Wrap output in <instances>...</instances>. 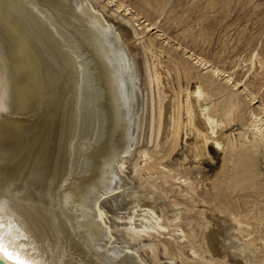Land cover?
<instances>
[{
	"label": "bare ground",
	"instance_id": "bare-ground-1",
	"mask_svg": "<svg viewBox=\"0 0 264 264\" xmlns=\"http://www.w3.org/2000/svg\"><path fill=\"white\" fill-rule=\"evenodd\" d=\"M108 7L0 0L8 251L35 264H264V188L237 164L264 149V115L224 71L165 64L164 46ZM207 149L222 153L210 177L193 170Z\"/></svg>",
	"mask_w": 264,
	"mask_h": 264
},
{
	"label": "rangeland",
	"instance_id": "rangeland-1",
	"mask_svg": "<svg viewBox=\"0 0 264 264\" xmlns=\"http://www.w3.org/2000/svg\"><path fill=\"white\" fill-rule=\"evenodd\" d=\"M103 1L107 7L111 6L108 8L133 21L138 30L149 31L148 33L164 46L165 51L161 53V60L165 64L171 61L178 62L192 68L194 72L209 73L213 69L224 71L226 76L222 77L221 81L226 80V77L229 78L228 84L240 91L239 94L247 110L249 107L256 113H261V116L264 115V0ZM137 42H131V46L133 45V49L138 47L136 52L140 57L141 40L140 43ZM147 54L148 60L150 58L155 60L150 52ZM197 56L207 63L210 60L208 64L205 63L206 68L191 61ZM182 81L184 82V79ZM189 82L193 85L194 78ZM240 129L239 119H235L228 127V131L233 132ZM150 145L151 142L146 143L147 147ZM186 148L187 143L182 134L176 150L166 161L173 166L176 165ZM207 151L208 153L201 160V166L194 167L193 170L199 169L197 171L202 176L210 177L220 172L219 158H222V153L212 149ZM250 157L243 156L237 162L238 171L246 167L244 177H251L248 179L249 182H257L256 187L264 188V149H261L256 156ZM190 160L186 159L185 162ZM222 169L227 170L226 167ZM236 175L239 176V173L237 172ZM241 186L243 185L240 184L236 188ZM149 187L146 184L145 192L152 189ZM208 190L212 192L211 185H208ZM251 197L261 199L262 196L253 194L249 196L250 199ZM183 223L184 219L181 222L182 226ZM230 256L233 255L226 258Z\"/></svg>",
	"mask_w": 264,
	"mask_h": 264
},
{
	"label": "snow or ice",
	"instance_id": "snow-or-ice-1",
	"mask_svg": "<svg viewBox=\"0 0 264 264\" xmlns=\"http://www.w3.org/2000/svg\"><path fill=\"white\" fill-rule=\"evenodd\" d=\"M4 110L2 107H0V111ZM6 203L3 201H0V213H3L5 211ZM9 229L13 227L11 223L7 225ZM4 229H5V224L3 217L0 216V254H3L7 259L14 261V264H35L34 261L31 259H27L23 257L20 253L18 252H11L8 251L7 246L4 243Z\"/></svg>",
	"mask_w": 264,
	"mask_h": 264
},
{
	"label": "water",
	"instance_id": "water-1",
	"mask_svg": "<svg viewBox=\"0 0 264 264\" xmlns=\"http://www.w3.org/2000/svg\"><path fill=\"white\" fill-rule=\"evenodd\" d=\"M0 264H11V263L0 256Z\"/></svg>",
	"mask_w": 264,
	"mask_h": 264
}]
</instances>
